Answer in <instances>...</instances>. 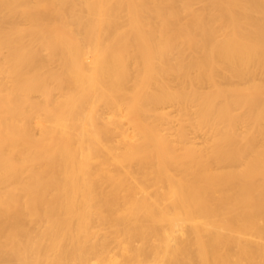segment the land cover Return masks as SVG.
<instances>
[{
  "label": "bare ground",
  "instance_id": "6f19581e",
  "mask_svg": "<svg viewBox=\"0 0 264 264\" xmlns=\"http://www.w3.org/2000/svg\"><path fill=\"white\" fill-rule=\"evenodd\" d=\"M0 264H264V0H0Z\"/></svg>",
  "mask_w": 264,
  "mask_h": 264
},
{
  "label": "rangeland",
  "instance_id": "374dc122",
  "mask_svg": "<svg viewBox=\"0 0 264 264\" xmlns=\"http://www.w3.org/2000/svg\"><path fill=\"white\" fill-rule=\"evenodd\" d=\"M200 140V139H199Z\"/></svg>",
  "mask_w": 264,
  "mask_h": 264
}]
</instances>
